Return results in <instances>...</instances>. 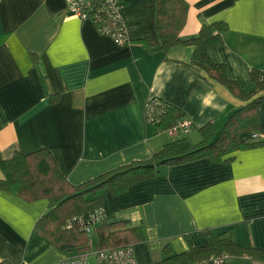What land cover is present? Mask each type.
Masks as SVG:
<instances>
[{
	"label": "crops",
	"instance_id": "obj_1",
	"mask_svg": "<svg viewBox=\"0 0 264 264\" xmlns=\"http://www.w3.org/2000/svg\"><path fill=\"white\" fill-rule=\"evenodd\" d=\"M184 2L181 41L197 37L202 26L222 22L227 25L222 44L202 43L203 52L224 65L227 78L243 91L253 88L251 70L264 81V0ZM119 3L124 45L72 16L64 0H0L3 159L47 150L58 172L78 186L147 160L178 139L197 144L198 131L208 124L218 134L247 104L190 66L192 47L148 52L144 39L159 45L154 0ZM256 97H264V91ZM152 99L180 110L190 132H157L145 119ZM257 111L262 131L242 134L241 141L264 140V103ZM225 159L164 167L119 196L100 192L105 221L143 227L144 240L131 246L136 264L160 262L165 247L171 255L188 251L187 237L195 247H206L203 231L230 230L238 246L264 251V146ZM48 212L47 200L27 202L0 191V264H58L97 251H59L35 228ZM237 260L263 264L247 256Z\"/></svg>",
	"mask_w": 264,
	"mask_h": 264
},
{
	"label": "trees",
	"instance_id": "obj_2",
	"mask_svg": "<svg viewBox=\"0 0 264 264\" xmlns=\"http://www.w3.org/2000/svg\"><path fill=\"white\" fill-rule=\"evenodd\" d=\"M154 5L155 30L159 45L153 47L144 39L143 46L148 52L167 53L177 46L192 47L190 66L201 72L206 79L225 86L235 97L247 104L227 120L218 134L215 128L208 124L198 131L201 141L197 144H192L186 138L178 139L147 160L118 167L78 186L71 185L58 172L47 150L29 154L16 152L9 159H3L0 155V171L3 174V179H0V191L27 202L48 201L49 212L37 222L35 228L59 251L85 252L90 249L87 233L76 221L81 219L86 223L90 215L102 211L103 199L100 192L108 191L112 196H119L126 193L131 186L155 178L164 167L200 159L224 163L229 161L225 158L236 151L264 146V140L244 142L240 139L242 134L262 131L257 109L264 103V97L256 96L264 91V81L260 80L258 71H250L253 88L243 91L234 81L227 78L224 65L212 63L202 50V43L208 46L222 44V35L227 31V25L220 22L202 26L197 37L181 41L179 33L186 21L187 4L184 0H154ZM158 101L163 106L162 111L158 114V122L151 126L159 133L172 131L184 120V114L169 104ZM69 223L71 226L66 228ZM93 229L97 239V251L131 247L144 240L142 226L128 227L125 222L108 223L103 218ZM201 234L207 240L206 247H195L187 237L188 251L171 255L165 247V258L155 264L200 263L222 254L233 258L247 256L264 264V251L238 246L230 230L219 235H213L209 231H203Z\"/></svg>",
	"mask_w": 264,
	"mask_h": 264
},
{
	"label": "built area",
	"instance_id": "obj_3",
	"mask_svg": "<svg viewBox=\"0 0 264 264\" xmlns=\"http://www.w3.org/2000/svg\"><path fill=\"white\" fill-rule=\"evenodd\" d=\"M64 2L68 12L78 20L90 22L100 34L109 37L117 45L127 43L126 27L119 15V0H64ZM162 107L158 100H149L145 107V119L148 124L154 125L158 122V114L162 111ZM178 130L186 135L190 132L191 126L189 122L182 120L172 132ZM103 218V211L100 210L90 215L86 223L81 219L76 223L88 234ZM71 223L66 228H69ZM91 258L92 263L89 261L90 256L83 253L66 258L58 264H136L131 247L96 251ZM232 258L222 254L207 261L192 264H230Z\"/></svg>",
	"mask_w": 264,
	"mask_h": 264
},
{
	"label": "rangeland",
	"instance_id": "obj_4",
	"mask_svg": "<svg viewBox=\"0 0 264 264\" xmlns=\"http://www.w3.org/2000/svg\"><path fill=\"white\" fill-rule=\"evenodd\" d=\"M91 231H92V229H91ZM90 231V232H91ZM88 233L87 234V236H88V239H89V244H91V247H90V249H89V252L88 253H92L94 250H95V241H96V238H95V236H94V233ZM235 258V257H234ZM236 259V260H235ZM233 261L231 260V263L232 264H253V263H251V262H247V261H242V260H237L238 258H235ZM89 261H90V263H92L93 262V260H92V258H91V256H90V259H89Z\"/></svg>",
	"mask_w": 264,
	"mask_h": 264
}]
</instances>
